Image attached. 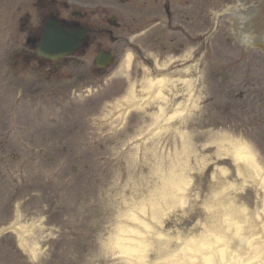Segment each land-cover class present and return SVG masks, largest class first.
Segmentation results:
<instances>
[{
    "label": "rangeland",
    "instance_id": "1",
    "mask_svg": "<svg viewBox=\"0 0 264 264\" xmlns=\"http://www.w3.org/2000/svg\"><path fill=\"white\" fill-rule=\"evenodd\" d=\"M183 5L190 0H0V264H131L121 244L130 236L139 242L143 232L151 237L141 245L145 264H168L186 241L193 250L216 246L210 264L239 261L237 247L249 256L256 245L264 256L257 193L264 190V61L208 45L204 101L195 102L200 94L190 89L175 96L193 100L185 121L159 117L153 124L160 113L154 100L144 112L135 107L140 93L151 94V87L142 91L146 83L162 74L157 54L185 50L190 41L179 32L200 31L193 0L190 16ZM49 15L89 31L88 45L59 70L32 56L20 28L27 17L38 35ZM100 50L111 51L113 60L94 70ZM244 77L257 87L221 86ZM243 89L247 103L245 96L236 99ZM218 127L243 133L252 145L247 152L261 187L240 174L239 135L211 131ZM167 175L173 180L164 182ZM206 233L211 238L203 242Z\"/></svg>",
    "mask_w": 264,
    "mask_h": 264
},
{
    "label": "bare ground",
    "instance_id": "2",
    "mask_svg": "<svg viewBox=\"0 0 264 264\" xmlns=\"http://www.w3.org/2000/svg\"><path fill=\"white\" fill-rule=\"evenodd\" d=\"M119 74H121V73H119ZM168 81L169 80H166L165 78H161V79H158L156 81H148L146 83V85H148V87L142 89V91L143 90L147 91L149 89V87H151L150 88L151 93L154 90H156L157 91L156 94L154 96L150 95V96H152L150 99L157 101L158 104L161 105L162 101L165 100V97L161 95L160 90L167 89L166 87H168V85H167ZM147 100H148V98H144V100L139 99L138 109L141 112H144L145 108L150 106L149 101H147ZM159 105L157 106V107H159L158 112L163 113L160 111L162 109H161V106H159ZM160 113L158 116H156V115H155V117L151 116L153 119V120L151 119L153 124L157 123L156 119H158L159 117L165 118V120H164L165 123H169L174 118V114L173 115H165V114L163 115ZM242 147L244 150L245 146H242ZM243 150L241 148L239 149V151H243ZM248 157H251V159H248ZM236 159H237V161H241L242 159H244V162H245L244 169H246V170L249 169L254 175H256L255 177H252L250 180L254 181V183L261 186L263 179L260 176V173L258 170L259 167L255 166L256 161H254L253 155L250 154L249 152L245 151L244 156H241V155H239V153H237ZM170 177L171 176H169V175L163 177L164 178L163 181L164 182H170V179L173 180V178H170ZM247 177H249V175ZM261 191H262L263 197H262V200H261L259 206L262 208V212L264 213V191H263V189H261ZM220 215H225V213L220 211ZM262 219H264V217H262ZM263 231H264V229H263ZM206 232H208V230ZM142 235L144 236V238L138 240L139 242H137V243L133 242V239H136V237L130 236L129 240L124 239V243L121 244L122 247H124L123 251L125 253L129 254V259H130L131 264H145L146 259H145L144 251H142L141 245L144 246L145 245L144 242L148 243L149 239H151V237L146 232H143ZM210 238L211 237H209L208 234L206 233L205 235L201 236V241L207 242L206 240L210 239ZM140 242H142V243H140ZM188 243L189 242L186 241V243L184 245L185 248H177L178 250H176L175 252L172 253L171 258H168V264H210L211 263L208 255L211 252H214L213 247H216V246H214L213 244H209V247L206 250L201 251V250L189 249ZM210 245H211V247H210ZM167 248H169V247H166L164 249H160L159 250L160 253L161 252H167L168 251ZM236 249H237V252L241 258L239 259V261L237 260V258L232 259L233 262H231V260H229V263H231V264H264V256H262V257L258 256L260 250H259V247H257L256 245L252 247L251 254L249 256H246V254H245L247 249L239 248V247H237ZM229 263H226V264H229ZM213 264H222V260L217 259Z\"/></svg>",
    "mask_w": 264,
    "mask_h": 264
},
{
    "label": "flooded vegetation",
    "instance_id": "3",
    "mask_svg": "<svg viewBox=\"0 0 264 264\" xmlns=\"http://www.w3.org/2000/svg\"><path fill=\"white\" fill-rule=\"evenodd\" d=\"M220 2L230 4L236 3V0H220ZM238 2L245 6V10L241 13L243 16H239V20L243 22V31L248 33L253 40H260L264 44V0H238ZM203 5H205V0H198V5L194 9V12H198V18L201 19L203 17L204 20V26L198 28L201 33H205L206 26V15L204 8H202L204 7ZM220 31H224V28L220 29ZM200 32H198L197 37L201 46ZM195 38L193 37V39ZM61 63H67V61Z\"/></svg>",
    "mask_w": 264,
    "mask_h": 264
},
{
    "label": "water",
    "instance_id": "4",
    "mask_svg": "<svg viewBox=\"0 0 264 264\" xmlns=\"http://www.w3.org/2000/svg\"><path fill=\"white\" fill-rule=\"evenodd\" d=\"M83 41V31H66L64 28H58L53 23H48L43 30L42 42L39 46L41 53L68 54L72 50L79 47ZM102 63H106L108 58L101 59Z\"/></svg>",
    "mask_w": 264,
    "mask_h": 264
},
{
    "label": "clouds",
    "instance_id": "5",
    "mask_svg": "<svg viewBox=\"0 0 264 264\" xmlns=\"http://www.w3.org/2000/svg\"><path fill=\"white\" fill-rule=\"evenodd\" d=\"M244 150H245V151H247V148H246V146H245ZM248 159H251V157H248ZM205 210H206V211H213V209H212V208H210V207H209V208H206Z\"/></svg>",
    "mask_w": 264,
    "mask_h": 264
}]
</instances>
